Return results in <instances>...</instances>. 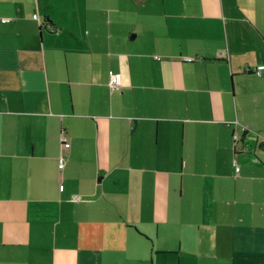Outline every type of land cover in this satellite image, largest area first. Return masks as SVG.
Listing matches in <instances>:
<instances>
[{
	"label": "crops",
	"instance_id": "1",
	"mask_svg": "<svg viewBox=\"0 0 264 264\" xmlns=\"http://www.w3.org/2000/svg\"><path fill=\"white\" fill-rule=\"evenodd\" d=\"M3 18L0 264H264V0Z\"/></svg>",
	"mask_w": 264,
	"mask_h": 264
},
{
	"label": "built area",
	"instance_id": "2",
	"mask_svg": "<svg viewBox=\"0 0 264 264\" xmlns=\"http://www.w3.org/2000/svg\"><path fill=\"white\" fill-rule=\"evenodd\" d=\"M35 19L37 20L38 19V16H35ZM0 22L1 23H8V22H10V20L9 19H5V18H3V19H0ZM190 62L191 61H193L192 59H188ZM264 69V66H261V67H259V69H258V71H257V74L258 75H260L261 74V71ZM112 84H113V87L114 88H118V86H119V84H120V80H119V78L118 77H114L113 78V80H112ZM234 140L235 141H238V136H234ZM63 148H66V149H68L69 147H70V144L64 139L63 140ZM58 162H59V169L60 170H63L64 169V167H65V159L64 158H60V160H58ZM239 170L240 169H238L237 168V171L239 172Z\"/></svg>",
	"mask_w": 264,
	"mask_h": 264
}]
</instances>
